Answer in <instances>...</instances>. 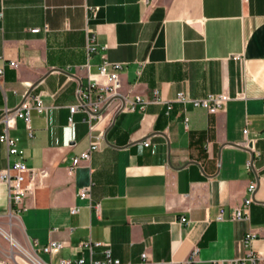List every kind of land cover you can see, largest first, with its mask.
Masks as SVG:
<instances>
[{
    "label": "crops",
    "instance_id": "crops-1",
    "mask_svg": "<svg viewBox=\"0 0 264 264\" xmlns=\"http://www.w3.org/2000/svg\"><path fill=\"white\" fill-rule=\"evenodd\" d=\"M105 59L122 64L121 100L130 106L139 96L145 105L90 123L70 106ZM0 68V116L30 86L47 107L31 110L32 134L23 118L11 131L26 164L49 172L45 186L11 216L0 181V220L20 245L53 264L104 258L101 246L93 253L80 247L89 239L109 243L122 261L137 262L147 251L155 261L181 264L197 246L195 264L248 248L264 264V0H0ZM180 91L245 97L215 113L180 102L168 112L166 101ZM100 135L90 160L72 167ZM252 139L259 155L250 171ZM15 157L0 142V170ZM254 180L248 216L234 219ZM89 184L99 213L78 196ZM250 230L256 236L246 246ZM51 239L66 242L53 256L40 251Z\"/></svg>",
    "mask_w": 264,
    "mask_h": 264
},
{
    "label": "built area",
    "instance_id": "built-area-1",
    "mask_svg": "<svg viewBox=\"0 0 264 264\" xmlns=\"http://www.w3.org/2000/svg\"><path fill=\"white\" fill-rule=\"evenodd\" d=\"M247 1V0H242ZM33 32L40 31V28L32 29ZM95 46L88 45L89 52L95 50ZM11 66L19 67L20 62L12 60ZM121 63L110 62L107 59L103 61L100 66V71L97 74H88V82L86 84L80 83L77 88L78 102L70 106L71 113L78 111L84 112L88 115L89 121L93 119L102 120L106 117H112L114 114L124 110H143L145 101L141 97L131 100L130 106L127 105V98L121 100L122 79L120 75ZM141 69L138 70L140 73ZM4 69L0 68V77H3ZM33 86L23 96L20 103L15 108H4L1 112L0 122L3 123V131L0 134V142L6 144L9 155L16 156L13 163L8 167L0 170V181L5 182L9 190V201L11 208V216L22 209L25 198H35L38 190L45 186V180L49 172L44 169H36L29 167L24 160V151L18 146L19 138L12 135L11 131L16 128L18 118H23L27 124L29 134H32L30 125V114L32 109L38 112H46L47 107L44 104L43 98L40 94H33L31 92ZM157 94L158 92L155 91ZM245 94L238 93L232 96L228 92L210 93L205 97L194 98L189 96L184 91L177 93L172 100H167V110H171L173 102H180L183 104H191L194 107H200L215 113L226 108L228 102L233 98H243ZM115 103V105H113ZM114 107H113V106ZM112 107V108H111ZM72 124V117H70ZM91 129L94 125L91 124ZM244 134H248V129L244 130ZM103 135L91 142L88 149L84 150L79 156H75L72 160V167L78 166L83 160L89 161L92 153L98 150L101 146ZM146 146L150 144L149 140L144 142ZM249 152V157L246 161V168L250 171L255 170V162L259 155V151L255 147V139L250 140L246 144ZM257 189V182L251 181L248 185L249 196L245 199L244 204L236 208L233 213L234 219L246 218L249 213L251 203L254 201V193ZM80 199L87 200L89 206L95 207L97 212H100L99 204L93 205L91 200V184L81 188L78 192ZM79 206L71 207L72 213H77ZM218 219H223V213H220ZM187 218L182 216L181 222H186ZM12 224V221L9 222ZM256 236L253 230L248 231L244 237V244L249 246L251 241ZM6 240L8 248H0V251L6 253L8 259L0 260V264H53L51 261L44 260L37 250H29L18 243L10 229H6L0 220V240ZM66 242L56 239H51L47 244L40 248V251L48 253L51 256L60 252L65 246ZM103 247L104 258L86 260L85 256H81L77 260L61 259L58 264H164V261H155L151 258L147 251L141 255V259L137 262L122 261L113 257L112 248L109 243L102 241L82 240L80 247L89 249L91 253L94 252L95 247ZM199 253V247H194L188 258L182 261L181 264H195ZM20 257L21 260L18 259ZM261 260L252 248H248L242 256L234 257L227 260H212L211 264H259Z\"/></svg>",
    "mask_w": 264,
    "mask_h": 264
},
{
    "label": "rangeland",
    "instance_id": "rangeland-1",
    "mask_svg": "<svg viewBox=\"0 0 264 264\" xmlns=\"http://www.w3.org/2000/svg\"><path fill=\"white\" fill-rule=\"evenodd\" d=\"M0 248L2 249H4V248H8V243L6 242V240H0ZM2 249V250H3ZM6 252V251H5ZM2 254H1V251H0V256H1ZM4 258L2 257V258H0V260H3ZM13 264V263H12Z\"/></svg>",
    "mask_w": 264,
    "mask_h": 264
}]
</instances>
